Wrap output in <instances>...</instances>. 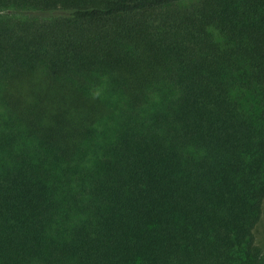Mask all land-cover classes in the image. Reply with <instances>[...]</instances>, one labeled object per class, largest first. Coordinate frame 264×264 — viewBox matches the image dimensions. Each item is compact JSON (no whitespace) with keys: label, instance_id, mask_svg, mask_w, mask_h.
Returning a JSON list of instances; mask_svg holds the SVG:
<instances>
[{"label":"trees","instance_id":"obj_1","mask_svg":"<svg viewBox=\"0 0 264 264\" xmlns=\"http://www.w3.org/2000/svg\"><path fill=\"white\" fill-rule=\"evenodd\" d=\"M263 203L264 0H0V264H264Z\"/></svg>","mask_w":264,"mask_h":264},{"label":"rangeland","instance_id":"obj_2","mask_svg":"<svg viewBox=\"0 0 264 264\" xmlns=\"http://www.w3.org/2000/svg\"><path fill=\"white\" fill-rule=\"evenodd\" d=\"M217 41L222 42L224 40L223 34L215 28H211ZM256 242L264 251V203L261 219L255 228Z\"/></svg>","mask_w":264,"mask_h":264}]
</instances>
